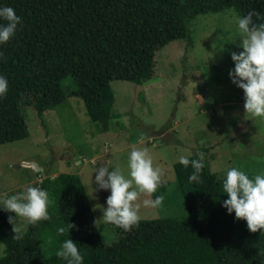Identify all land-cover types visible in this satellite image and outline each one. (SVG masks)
Wrapping results in <instances>:
<instances>
[{
    "label": "trees",
    "instance_id": "trees-1",
    "mask_svg": "<svg viewBox=\"0 0 264 264\" xmlns=\"http://www.w3.org/2000/svg\"><path fill=\"white\" fill-rule=\"evenodd\" d=\"M4 5L15 9L22 24L0 45V75L8 80V91L0 98V144L28 135L22 104L41 112L69 95L79 96L89 118L107 131L109 120L119 117L113 112L110 81L151 79L156 51L184 38L188 19L197 14L232 7L243 15L255 9L257 23L264 22V0H0ZM66 75L75 85L68 92L61 85ZM173 171L187 213L140 219L129 231L114 226L110 243L93 224L77 175L43 178L38 186L54 198L50 218L28 226L15 239L7 220L12 213L0 211V242L7 251L0 264H66L55 253L67 238L81 251L83 264H264V231H249L246 221L221 206L227 198L224 175L211 171L206 159L199 184L188 180L191 166L176 161ZM69 223L75 226L67 231ZM44 241L55 245L49 254Z\"/></svg>",
    "mask_w": 264,
    "mask_h": 264
},
{
    "label": "rangeland",
    "instance_id": "rangeland-1",
    "mask_svg": "<svg viewBox=\"0 0 264 264\" xmlns=\"http://www.w3.org/2000/svg\"><path fill=\"white\" fill-rule=\"evenodd\" d=\"M236 15L239 12L231 7L189 18L188 34L156 51L151 79L111 80L113 112L119 117L109 120L107 131L89 118L76 95L41 112L22 104L28 135L0 144V195L24 192L58 173L77 175L86 193L97 163L119 165L127 175L128 152L147 148L154 167L161 170V187L151 196L163 197L158 206L143 203L151 199L148 194L138 197V214L150 219L187 213L173 171L181 155L207 147L204 159L217 175H224L228 166L246 173L264 171V120L244 113L243 90L228 75L234 65L230 53L241 50ZM61 85L65 92L72 90V76H64ZM108 194V190L96 191L95 198L86 194L94 220L101 215L96 207L106 206ZM98 228L104 242L115 239L113 225ZM42 245L47 254L55 247L50 241Z\"/></svg>",
    "mask_w": 264,
    "mask_h": 264
},
{
    "label": "clouds",
    "instance_id": "clouds-1",
    "mask_svg": "<svg viewBox=\"0 0 264 264\" xmlns=\"http://www.w3.org/2000/svg\"><path fill=\"white\" fill-rule=\"evenodd\" d=\"M258 18L259 13L255 9L235 16L241 50L230 53L234 65L228 75L231 82L243 90L244 113L264 120V22L257 23ZM0 21V45H3L15 36L22 18L12 6L4 5L0 6ZM219 47L222 49L223 44ZM211 55L209 53L207 57ZM7 91L8 80L0 75V98ZM195 155V159L181 155L178 162L186 168L191 166L188 180L199 184L202 182L204 154L197 151ZM126 168L127 175L119 165L106 161L97 163L92 169L90 191L86 194L95 198L96 191H109L105 198L106 206L96 207L101 211V215L93 221L96 227L110 224L124 231L137 227L141 219L138 214V197L141 193L151 196L160 189L161 170L154 167L147 148L133 147L127 154ZM222 193L227 194V198L221 202L227 213H234V218L246 221V227L251 232L264 231V171L250 176L237 166L226 167ZM162 199L157 194L143 203L158 206ZM50 204L48 191L40 186H28L24 192L0 195V211L12 213L7 216V220L12 226L15 239H21L28 226L48 220ZM74 226L69 223L67 231ZM59 231L63 233L65 229L60 228ZM6 255V245L0 243V259ZM55 255L65 260L66 264H83L84 256L70 238L61 241Z\"/></svg>",
    "mask_w": 264,
    "mask_h": 264
},
{
    "label": "crops",
    "instance_id": "crops-1",
    "mask_svg": "<svg viewBox=\"0 0 264 264\" xmlns=\"http://www.w3.org/2000/svg\"><path fill=\"white\" fill-rule=\"evenodd\" d=\"M57 175V174H56Z\"/></svg>",
    "mask_w": 264,
    "mask_h": 264
}]
</instances>
